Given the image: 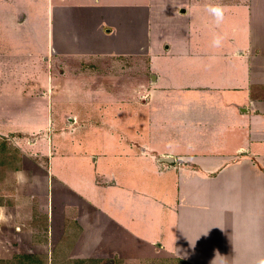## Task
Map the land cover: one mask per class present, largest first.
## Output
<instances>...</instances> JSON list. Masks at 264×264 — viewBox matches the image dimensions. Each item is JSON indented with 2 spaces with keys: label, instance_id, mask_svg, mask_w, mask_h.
I'll use <instances>...</instances> for the list:
<instances>
[{
  "label": "crops",
  "instance_id": "1",
  "mask_svg": "<svg viewBox=\"0 0 264 264\" xmlns=\"http://www.w3.org/2000/svg\"><path fill=\"white\" fill-rule=\"evenodd\" d=\"M5 180L63 264H264V0H0Z\"/></svg>",
  "mask_w": 264,
  "mask_h": 264
},
{
  "label": "rangeland",
  "instance_id": "2",
  "mask_svg": "<svg viewBox=\"0 0 264 264\" xmlns=\"http://www.w3.org/2000/svg\"><path fill=\"white\" fill-rule=\"evenodd\" d=\"M7 180H5L6 182ZM9 180L2 187L6 196L0 197L1 202L7 203L3 210L4 223L0 225V249L6 253L7 257L14 255L18 251H40L48 252L50 255L55 253L54 259L50 264H63L67 261L68 256L63 255L66 250L61 246V225L57 223L61 209H54L55 223L48 224L47 229L45 222L44 206L47 204L45 193H35L33 198H30L28 204L14 198L11 191ZM11 191V192H10ZM24 194H29L24 191ZM2 194V193H0ZM38 194V195H37ZM44 195L43 197H39ZM16 196H20L18 192ZM31 197V195H29ZM50 200V199H49ZM19 228V229H18ZM18 229V230H17ZM49 255V256H50ZM43 257V256H42ZM48 257V256H47ZM51 257V256H50ZM16 258H20L19 256ZM44 258V257H43ZM52 259V258H51ZM50 259V260H51ZM106 259V257H105ZM43 260V261H42ZM21 264H41L45 262L41 257L33 258L30 262L20 259ZM47 262V261H46ZM115 262V261H114ZM14 264V261H12ZM102 264V263H97ZM115 264H119L116 262ZM122 264H177L174 260H134L124 261Z\"/></svg>",
  "mask_w": 264,
  "mask_h": 264
},
{
  "label": "clouds",
  "instance_id": "3",
  "mask_svg": "<svg viewBox=\"0 0 264 264\" xmlns=\"http://www.w3.org/2000/svg\"><path fill=\"white\" fill-rule=\"evenodd\" d=\"M207 13L212 17L216 24H220L224 20V8L220 4H210L206 8ZM223 36L219 33L213 35L211 44L213 47L221 46Z\"/></svg>",
  "mask_w": 264,
  "mask_h": 264
},
{
  "label": "trees",
  "instance_id": "4",
  "mask_svg": "<svg viewBox=\"0 0 264 264\" xmlns=\"http://www.w3.org/2000/svg\"><path fill=\"white\" fill-rule=\"evenodd\" d=\"M33 258H35V257H31V256H22V257H20L19 259L17 258V260H16V264H21L20 262V259H24L25 261H27V262H31L32 260H33ZM38 264V263H37ZM41 264H43V263H41Z\"/></svg>",
  "mask_w": 264,
  "mask_h": 264
}]
</instances>
